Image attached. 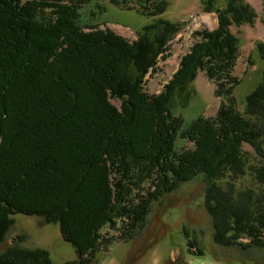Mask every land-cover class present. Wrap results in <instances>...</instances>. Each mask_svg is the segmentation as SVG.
<instances>
[{
    "label": "trees",
    "instance_id": "1",
    "mask_svg": "<svg viewBox=\"0 0 264 264\" xmlns=\"http://www.w3.org/2000/svg\"><path fill=\"white\" fill-rule=\"evenodd\" d=\"M89 1L0 0V247L16 215L35 217L59 226L75 249L76 260L65 264H91L115 242L134 240L156 203L203 179L214 243L264 249V67L245 112L232 94L242 80L233 75L241 43L232 28L254 25L255 9L244 0L204 3L217 27L193 34L177 71L150 95L145 78L169 58L185 23L158 19L129 41L81 26L79 10ZM111 2L131 8L129 0ZM167 5L139 4L150 17ZM255 48L264 61V41ZM247 64L245 75L253 56ZM199 71L220 105L184 129L170 104ZM179 137L193 147L176 149ZM22 241L0 264H52L47 250ZM188 247L205 253L195 234Z\"/></svg>",
    "mask_w": 264,
    "mask_h": 264
},
{
    "label": "rangeland",
    "instance_id": "2",
    "mask_svg": "<svg viewBox=\"0 0 264 264\" xmlns=\"http://www.w3.org/2000/svg\"><path fill=\"white\" fill-rule=\"evenodd\" d=\"M126 8L116 5L111 0H90L79 10L81 26H99L111 29L129 41L137 39L143 28L162 19L172 23H185V28L169 43L170 56L167 60H159L156 72L146 76L144 89L148 94H159L164 85L172 78L179 67L182 56L189 52L196 41L193 34L197 31H212L217 27L215 12L205 11L204 3L209 1L216 7H225L228 0H166L165 12L156 17L142 13L139 4L144 0H129ZM257 12L254 25L232 28L241 43L238 61L233 75L242 79L232 93L240 112H245L246 96L250 94L262 79L264 61L259 58L255 45L264 41L262 24V0H244ZM254 57V66L248 68V57ZM119 106L118 101L112 100ZM220 105L215 96V85L207 79L203 71L186 84L174 96L170 104V112L184 120V129L199 118L214 117ZM193 144L185 138H178L176 149L192 148ZM245 150L252 151L246 146ZM206 183L196 179L182 185L175 193L156 203L150 217L134 240L126 243L115 242L107 251L97 253L91 264H264V249L252 248L242 250L239 247H223L214 243L212 238V219L204 204ZM15 225L9 231L5 242L0 247V256L9 249L18 237L23 239L21 246H29L47 250L52 264H65L76 260L73 246L65 242L59 234V226L41 225V219L16 215ZM184 228L190 230L198 238L204 255H196L197 249L188 247L189 238ZM245 242V241H244Z\"/></svg>",
    "mask_w": 264,
    "mask_h": 264
}]
</instances>
